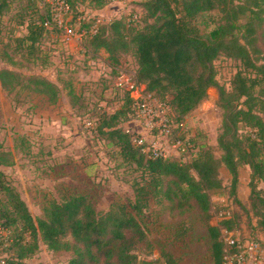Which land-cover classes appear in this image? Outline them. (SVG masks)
Segmentation results:
<instances>
[{
	"label": "trees",
	"instance_id": "obj_1",
	"mask_svg": "<svg viewBox=\"0 0 264 264\" xmlns=\"http://www.w3.org/2000/svg\"><path fill=\"white\" fill-rule=\"evenodd\" d=\"M12 1L0 0V23L12 8ZM76 1L69 0L75 11L73 21L82 15ZM93 1L101 7L109 0ZM141 5L144 12L135 19H80V29L97 25L95 32L84 35L83 46L94 54L105 50L117 73L122 54L133 48L137 78L146 83L149 92L169 104L179 123L176 130L182 136L188 134L186 125H181L186 116L202 103L210 89H217V103L224 111L218 135L221 158L201 142L198 133L190 134L198 147L192 159L183 160L180 155L149 157L135 142L138 131L123 125L129 112L134 114L133 98L124 90L121 107L112 112L100 108L89 121L103 139L119 147L125 160L141 169L142 177L134 183V199L129 203L114 201L109 208L99 209L88 192L73 191L49 200L42 215L35 217L4 168L14 159L0 139V221L11 229L12 240L6 250L12 249L14 254L9 261L29 264L26 258L44 242L52 250L69 252L66 264H182L181 258L165 247L158 257L142 255L144 245L150 244L142 216L149 196L162 193L173 209H199L211 241L213 264H221V229L239 230L241 218L234 212L218 223L211 221L212 194L223 186L221 162L232 173L230 194L236 201L239 167H251V207L264 230V186L258 183L264 182V0H143ZM54 8L48 1L27 0L15 13L27 31L15 34L7 44L14 40V48L23 56L38 60L46 35L58 29ZM212 10L219 11V20L210 31H202L196 19ZM221 54L240 61L230 87L217 78L215 60ZM0 58L14 61L6 49L0 48ZM42 60L44 65L49 63L47 54ZM24 80L26 86L46 93L51 101L59 99L60 87L51 78L25 75L10 67L0 69V88L11 91ZM70 95L76 96L72 88Z\"/></svg>",
	"mask_w": 264,
	"mask_h": 264
},
{
	"label": "rangeland",
	"instance_id": "obj_2",
	"mask_svg": "<svg viewBox=\"0 0 264 264\" xmlns=\"http://www.w3.org/2000/svg\"><path fill=\"white\" fill-rule=\"evenodd\" d=\"M41 2L43 0H40ZM143 0H109L97 7L93 0H77L82 15L108 21L128 17L130 13L142 14ZM23 3V4H22ZM27 0H13L12 8L3 15L0 23V48L6 49L14 61L0 58V69L10 67L25 75L41 74L54 80L60 87L59 99L51 101L46 93L26 86L27 80L13 90L0 88V139L12 151L14 162L5 165L12 181L26 198L35 217L42 215L49 200L73 191L88 192L99 209H107L114 201L129 203L134 199V183L140 180L141 169L135 162L127 161L119 147L103 139L89 124L93 113L100 108L109 112L121 107L124 90L117 87V71L107 53H92L83 46L84 37L67 40L65 26L71 22L77 31L80 22L74 20L75 11L63 12V26L51 30L43 40L41 57L32 61L7 42L15 34L26 33L25 25L19 23L17 11ZM16 15V16H15ZM31 16H36L33 14ZM29 17V10L26 19ZM220 17L218 10L208 11L197 17L202 31H210ZM131 48L123 53L122 65L137 70V61ZM47 54L49 63L43 64ZM119 63V64H120ZM240 61L226 54L215 60L217 78L230 87L231 79ZM76 96L70 95V89ZM217 89H210L202 103L186 116V129L193 135L198 133L201 142L210 145L215 155L221 158L222 148L218 144L221 132L223 108L217 103ZM129 112L123 121L125 127L139 131V124ZM88 123H87V122ZM223 186L212 194L213 215L211 221L218 223L220 210L241 215L240 229L264 236L250 201L251 167H239L236 187L239 201L230 194L232 173L224 162L220 163ZM264 186L263 181L258 182ZM142 219L147 227L150 244L142 248V255L158 257L165 247L181 258L182 264H213L211 241L207 227L197 207L184 211L173 209L162 193L149 196V205ZM13 255L14 251L6 250ZM70 253L52 250L41 242L38 250L28 256L29 264H66Z\"/></svg>",
	"mask_w": 264,
	"mask_h": 264
},
{
	"label": "built area",
	"instance_id": "obj_3",
	"mask_svg": "<svg viewBox=\"0 0 264 264\" xmlns=\"http://www.w3.org/2000/svg\"><path fill=\"white\" fill-rule=\"evenodd\" d=\"M54 5L53 19L58 26H63V12L71 11L69 0H43ZM138 12L130 13L128 19L138 17ZM88 15H80L78 21ZM97 20H100L97 19ZM52 27L51 21L46 22ZM97 25L94 24L89 30L86 28L77 31L73 23L65 26L67 40L75 37L82 38L87 32H95ZM115 79V84L123 90L129 91L133 98V119L139 124L138 135L135 142L141 145L142 150L149 157H168L180 155L183 160L192 159L198 151V147L188 133L182 136L176 130L179 123L175 121L174 113L169 104L157 95L147 90L146 83L137 78L136 72L127 65H120ZM91 124V121H88ZM87 122V123H88ZM182 126L185 125L181 123ZM146 130L143 132L141 130ZM131 129L130 127L128 130ZM148 133V135H147ZM229 211L220 210L216 216L222 218L230 217ZM222 240L224 253L221 264H264V236L250 234L243 229L232 230L222 227ZM12 240L11 229L0 221V264H18L9 261L6 247Z\"/></svg>",
	"mask_w": 264,
	"mask_h": 264
},
{
	"label": "crops",
	"instance_id": "obj_4",
	"mask_svg": "<svg viewBox=\"0 0 264 264\" xmlns=\"http://www.w3.org/2000/svg\"><path fill=\"white\" fill-rule=\"evenodd\" d=\"M102 52L106 53L105 50H102ZM141 130H142L143 132H147L146 130H143L142 128H141ZM147 135H148V133H147Z\"/></svg>",
	"mask_w": 264,
	"mask_h": 264
}]
</instances>
